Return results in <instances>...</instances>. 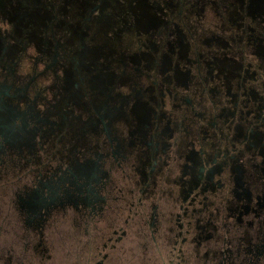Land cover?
I'll return each mask as SVG.
<instances>
[{
  "label": "flooded vegetation",
  "instance_id": "obj_1",
  "mask_svg": "<svg viewBox=\"0 0 264 264\" xmlns=\"http://www.w3.org/2000/svg\"><path fill=\"white\" fill-rule=\"evenodd\" d=\"M221 10L236 25L206 28ZM14 165L0 264L47 261L53 212L97 232L125 195L178 257L264 264L244 223L264 186V0H0V178Z\"/></svg>",
  "mask_w": 264,
  "mask_h": 264
},
{
  "label": "rangeland",
  "instance_id": "obj_2",
  "mask_svg": "<svg viewBox=\"0 0 264 264\" xmlns=\"http://www.w3.org/2000/svg\"><path fill=\"white\" fill-rule=\"evenodd\" d=\"M203 12L201 9L196 8L195 13L191 14L190 17L198 19V15L201 16ZM207 20L208 24H204L206 28L212 26L211 19H219L221 17L227 23L226 26H235L238 21L233 22L230 20L229 15L221 10V15L212 14ZM204 17H207L204 16ZM195 22V20H194ZM250 22V21H249ZM219 23H221L219 21ZM225 26V27H226ZM221 28V27H220ZM222 29V28H221ZM226 29V28H224ZM228 31V30H227ZM219 37L229 38L232 36L229 32L221 33L219 31ZM215 47V45H214ZM50 157H52L50 155ZM24 167L14 165L11 167L10 173L0 178V188L4 187L5 193L10 197L11 194L22 186L24 181L18 179V172ZM254 189L249 190L245 196V209L247 213L244 215V223L247 225L254 226L264 230V206L262 208L255 207L253 201L257 196L261 195L260 191L264 192L263 187L259 186L252 176ZM114 185V184H112ZM123 186H127L126 182H123ZM107 193L105 196L104 207H107V212L110 211L111 206L116 203L114 196V190L111 186H107ZM126 197L117 202V212L110 211L112 217L109 218L105 223L98 226L97 232L90 229L89 233H79L74 229L73 215L75 214L74 208L70 211L71 215H62L60 212H53L52 220L49 222V259L47 261L33 260L32 263L27 262L26 264H98L102 260L101 264H208L206 262V254H199L197 256L190 254L189 256H181L179 249L180 245L174 244L171 240L172 233L165 230L163 232L162 241L155 242L146 235L143 229H140L139 218L134 219L135 208L132 210L130 207V201L132 195H125ZM7 199L3 201L0 198V206L2 210L7 214ZM173 215L169 216L174 218L175 213L178 209H171ZM0 214H2L0 212ZM129 228L127 235L118 243L114 244L116 238L120 235L121 227ZM117 231V232H116ZM169 235H171L169 237ZM179 239V238H178ZM9 240L5 241L4 244L8 245ZM180 244V243H179ZM176 245V248H174ZM191 246H189V249Z\"/></svg>",
  "mask_w": 264,
  "mask_h": 264
}]
</instances>
